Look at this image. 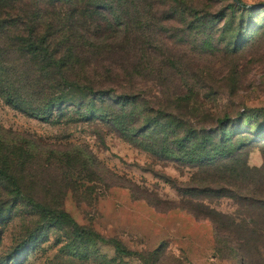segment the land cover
Returning a JSON list of instances; mask_svg holds the SVG:
<instances>
[{"label":"rangeland","instance_id":"374dc122","mask_svg":"<svg viewBox=\"0 0 264 264\" xmlns=\"http://www.w3.org/2000/svg\"><path fill=\"white\" fill-rule=\"evenodd\" d=\"M86 1L13 0L0 9V63L12 70L0 72V264H264V210L249 216L217 194L221 185L239 189L218 180L222 164L152 153L108 118L81 116L105 105L140 140L169 151L179 141L208 148L224 132L233 147L244 144L237 159L264 175V0H241L250 10L234 0H140L138 8L133 0L122 33L98 26L109 10L86 15L85 25L106 39L93 38L94 48L70 40L62 71L94 93L50 99L42 76L51 68L21 59L15 41L63 43L59 18L87 13ZM15 94L51 118L15 108ZM255 187L264 190V180ZM189 209L230 219L214 225Z\"/></svg>","mask_w":264,"mask_h":264},{"label":"trees","instance_id":"16d2710c","mask_svg":"<svg viewBox=\"0 0 264 264\" xmlns=\"http://www.w3.org/2000/svg\"><path fill=\"white\" fill-rule=\"evenodd\" d=\"M13 0H0V9H4L5 7H9ZM54 1V0H53ZM68 2L73 3L74 0H66ZM140 0H87L85 2L86 8L89 10L87 13L79 12L78 9L74 10L69 15H66V17H60L59 19H64L65 24L59 23V27L64 32H67L68 36L67 38H63V43L61 42H55L54 36H43V37H30L29 40H20L18 39L15 41V43H18V47L16 48V51H18L20 58H24V60H28L30 64L33 66L36 65L38 61H46L47 65H49V68H51V73L47 74L45 73L42 76V79L45 80L47 84L46 85V93L45 95L48 96L50 99H60V100H71L73 99V95H69L70 92H82L83 96L88 97L90 95H93L94 89L91 85L84 83L82 78L75 77L74 80H70V82L67 81L65 73L62 71L65 69V65H67V60L70 62L72 57V46L70 45V40L76 39L78 43H80L84 47H90L94 48V39L97 38L98 40H104L106 39V35L104 34L102 37H99L100 34H96V36H93L92 31L85 25L83 20L86 15H90L91 13L100 14L99 12H103L104 10L110 11V16H106L103 13V16L100 15V21L101 26L104 28V30L111 29L110 27H116L115 32L113 33H122L124 31V28H126L128 19V5L132 4L135 5V8H138L136 3H139ZM238 5H241L242 7H245L246 9L250 10L253 7L248 6L246 4H243L241 0L235 1ZM50 4V1H49ZM52 4V3H51ZM136 13V19L139 18V12L137 10H134ZM76 14H79L81 19L76 18ZM19 16V15H18ZM37 16V15H34ZM38 17V16H37ZM2 18V17H1ZM0 18V19H1ZM41 23V22H40ZM53 22L50 21L46 24V27L52 29ZM110 26V27H109ZM33 30V29H32ZM60 30V28H59ZM55 34V33H53ZM72 48V49H71ZM82 48V47H81ZM108 48H112L109 46ZM64 51H63V50ZM60 52H62V55L60 56ZM55 69V72H54ZM7 70L12 71L11 69H8L5 64L2 65V62L0 63V72H7ZM41 78V77H39ZM63 83H69L71 86L67 90L63 91L61 85ZM14 84V81L9 82L8 87H12ZM58 95L57 97H55ZM13 96V95H12ZM8 96V100L15 106V108L19 109L20 111L26 112V114L37 116L39 118H42L44 120L50 119L52 116V112L47 110H35L29 107L27 105L26 101L21 97L19 94H15L16 97ZM125 98V97H123ZM55 100V99H54ZM120 104V109L123 110L126 106V98L124 99ZM57 101V100H56ZM49 105L53 106V101L49 102ZM105 105L100 106V108H89L84 109L81 111V116L84 117H94L95 114H99L101 118H108L112 121V123L115 125L116 129L119 130L123 135L126 136V138L132 140L133 142L137 143L139 147L142 149H145L147 151H150L155 154H163V153H170L174 158L178 160H182L184 162H190V163H197L202 165H214V164H222L220 165L219 172L220 174L216 175L218 180L222 182L223 184L228 185L229 182H238V183H232L230 186L238 187L239 189L234 190L229 187H226L225 185H221L220 190L217 194L219 196L223 197H229L234 199L238 204H241L242 206H245L248 208L251 216V211L258 210L262 211L264 210V190H261L259 188H256V184H258L260 181L264 180V175H259L256 177V173L259 172L258 168H250L247 165L246 160L237 159L239 155H237L238 151H241L242 149L239 148L240 146H243L244 144L238 145L237 147H233L232 143H227L226 139L228 135L224 132L220 134V137H218L217 141H209L208 148L203 149H197V148H188L183 147L182 141H179V146H181L177 151H169L167 150V146L165 145H156L154 143L147 142L140 140L137 135H134L128 126V121H126L125 117L121 112L119 114L121 115H115V117L112 116L111 113H107ZM218 122L221 123V119H218ZM234 162V163H233ZM249 184H251L254 188V191L252 193L248 192ZM189 212L193 214L196 217H207L212 220L214 225H217L214 221H219L220 224H224L228 222L230 219L229 217L225 215H219L221 218H215L214 216H209L205 212H199L194 209H189ZM222 219V220H221ZM241 221V219H240ZM233 222V221H231ZM244 222V221H243ZM253 219L250 221H246V223L251 224L253 223ZM263 223H264V213H263ZM216 230L219 228L216 226ZM97 240H99L102 243H111L106 238L99 237L97 235H94ZM114 248L118 253L126 254L128 251L122 247L119 244H114Z\"/></svg>","mask_w":264,"mask_h":264},{"label":"water","instance_id":"95a60500","mask_svg":"<svg viewBox=\"0 0 264 264\" xmlns=\"http://www.w3.org/2000/svg\"><path fill=\"white\" fill-rule=\"evenodd\" d=\"M234 1H237V0H234Z\"/></svg>","mask_w":264,"mask_h":264}]
</instances>
